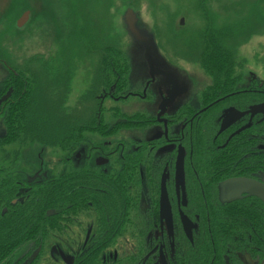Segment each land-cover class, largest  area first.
Instances as JSON below:
<instances>
[{"label": "flooded vegetation", "instance_id": "obj_1", "mask_svg": "<svg viewBox=\"0 0 264 264\" xmlns=\"http://www.w3.org/2000/svg\"><path fill=\"white\" fill-rule=\"evenodd\" d=\"M153 68L170 77L149 65L147 95L129 94L148 104L158 86L156 113L67 125L55 147H3L0 264H264V113H247L263 86L222 95L208 73L196 93L198 81Z\"/></svg>", "mask_w": 264, "mask_h": 264}, {"label": "rangeland", "instance_id": "obj_2", "mask_svg": "<svg viewBox=\"0 0 264 264\" xmlns=\"http://www.w3.org/2000/svg\"><path fill=\"white\" fill-rule=\"evenodd\" d=\"M130 11L136 30L154 46L150 51L154 66L172 72L176 79L198 81L196 93L212 81L192 54L209 49L216 30L235 49L236 88L245 90L252 83L264 88V0H0V136L5 133L7 114L3 106L13 95L10 83L26 75L39 80V97L50 111L63 102L65 113L51 114L66 125L73 122V128L82 122L96 124L99 117L112 125V118H120L112 113H156L162 103L158 86L148 90L149 95L157 93L147 98L148 104L129 94L140 89L147 95L145 88L151 80L149 48L132 32L127 20ZM26 12L30 19L18 28ZM226 26L232 28L230 36L224 34ZM101 41L121 48L131 66L128 91L116 99L94 90L104 85L97 81ZM157 78L159 84L166 83ZM186 85L184 102L191 101L193 94L192 85ZM27 151L35 155L33 149ZM47 153V160L61 156L58 150Z\"/></svg>", "mask_w": 264, "mask_h": 264}, {"label": "trees", "instance_id": "obj_3", "mask_svg": "<svg viewBox=\"0 0 264 264\" xmlns=\"http://www.w3.org/2000/svg\"><path fill=\"white\" fill-rule=\"evenodd\" d=\"M228 27H225V36L231 34L232 28ZM216 32L214 33L215 41L202 54L205 62L211 66L206 69L207 73L215 75L218 80L214 88L222 95H227L236 90L239 80L236 73L238 65L234 60L236 56L234 47L226 45L223 42L224 38L218 37ZM101 46V65L97 72V81L104 85L100 88L97 86L94 90L100 93L102 91L107 98L109 96L117 98L128 91L131 66L122 49L114 43L101 41ZM30 76L15 77L10 83L13 95L3 106V111L7 114L5 115V133L0 136L1 150L9 144L26 146L36 142L55 147L58 143L64 142V128L67 125L64 120L58 121L51 114L65 113V110H61L63 102L55 104L54 110L50 111L46 100L39 97L42 85L37 78L33 79ZM95 84L98 85V83ZM107 98L106 101H113ZM80 124L84 125L83 122Z\"/></svg>", "mask_w": 264, "mask_h": 264}, {"label": "water", "instance_id": "obj_4", "mask_svg": "<svg viewBox=\"0 0 264 264\" xmlns=\"http://www.w3.org/2000/svg\"><path fill=\"white\" fill-rule=\"evenodd\" d=\"M29 19H30V12H26V13H25V14H24V15L18 20V22H17V27H18V28H23V27L28 23ZM127 20H128V22H129V25H130L131 30H132V32L134 33L135 37H136L139 41L145 43V45H147L148 48H149V51H148V54L146 55V58H147V60H148V62H149V65H150V67H151V70H152V74H153V76L156 75V74H163V75H165V76L170 77L169 75H166V74L163 73V72H159V71L157 72V71L154 70V68H153V61H152L151 58H150V51L154 48V46H153V44L151 43V41H150L149 39H147V38H145V37H142V36L140 35V33L136 30V28H135V18L132 16V11H130V12L128 13ZM182 23H183V21H182ZM172 98H173V93L171 94V96L169 97V99H167V100H165V101L163 102L162 110H164V109L166 108L167 104L172 100ZM247 113H264V105L254 107V108H252V109H251L249 112H247Z\"/></svg>", "mask_w": 264, "mask_h": 264}]
</instances>
